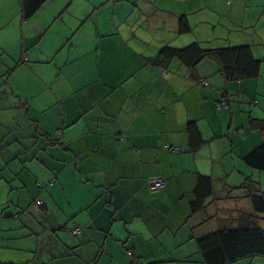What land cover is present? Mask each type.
I'll use <instances>...</instances> for the list:
<instances>
[{"label": "crops", "instance_id": "obj_1", "mask_svg": "<svg viewBox=\"0 0 264 264\" xmlns=\"http://www.w3.org/2000/svg\"><path fill=\"white\" fill-rule=\"evenodd\" d=\"M191 44L248 46L257 77L160 54ZM251 120H264V0H46L27 20L0 0V264H203L196 240L218 214L250 210L239 187L264 192L243 162L263 142ZM198 176L224 191L191 213Z\"/></svg>", "mask_w": 264, "mask_h": 264}, {"label": "trees", "instance_id": "obj_2", "mask_svg": "<svg viewBox=\"0 0 264 264\" xmlns=\"http://www.w3.org/2000/svg\"><path fill=\"white\" fill-rule=\"evenodd\" d=\"M18 1L20 19L27 20L46 0ZM178 23L180 33L189 31L184 18L181 17ZM160 54L164 58H178L189 66L203 57H209L215 60L220 74L228 81L254 79L257 77L260 65V61L252 57L248 46L205 51L197 44H191L179 50L164 47ZM250 128L256 129L261 134L263 142L247 154L243 162L251 169L264 173V120H251ZM189 133L191 140L194 135L197 136L192 125L189 126ZM212 183L211 178L198 176L193 191L194 199L190 205L191 213L204 209L205 200L209 197L214 203L220 199L218 196L224 189L221 188L215 192ZM239 189L245 190L244 198L249 200L250 210L248 212L236 210L229 223L219 225L216 230L196 240L199 257L203 264H231L253 257H259L264 261V192L257 188V183L250 180H245ZM228 195L223 194L221 199H228Z\"/></svg>", "mask_w": 264, "mask_h": 264}, {"label": "built area", "instance_id": "obj_3", "mask_svg": "<svg viewBox=\"0 0 264 264\" xmlns=\"http://www.w3.org/2000/svg\"><path fill=\"white\" fill-rule=\"evenodd\" d=\"M225 106H226V103L224 101H220L216 104L217 108H222ZM164 149L167 150L168 152L172 153V154H176V153L180 152V149L177 147H171V148L165 147ZM164 184H165V180L161 179V178H152V179H149L147 181V185H148L150 190L160 189L164 186ZM38 204H39V202H36V205H38ZM78 233H79L78 229H74L71 231V235H76Z\"/></svg>", "mask_w": 264, "mask_h": 264}, {"label": "rangeland", "instance_id": "obj_4", "mask_svg": "<svg viewBox=\"0 0 264 264\" xmlns=\"http://www.w3.org/2000/svg\"><path fill=\"white\" fill-rule=\"evenodd\" d=\"M218 218H219V220L215 221V224L224 225L225 223H229L230 222L231 215H230V213H227V214H224V215L218 214ZM222 219H226V220L224 221Z\"/></svg>", "mask_w": 264, "mask_h": 264}]
</instances>
